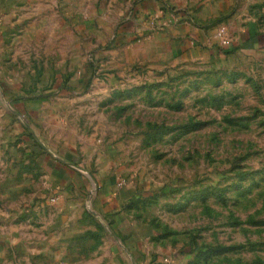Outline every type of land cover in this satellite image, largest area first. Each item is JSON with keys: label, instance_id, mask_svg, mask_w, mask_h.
<instances>
[{"label": "rangeland", "instance_id": "1", "mask_svg": "<svg viewBox=\"0 0 264 264\" xmlns=\"http://www.w3.org/2000/svg\"><path fill=\"white\" fill-rule=\"evenodd\" d=\"M142 1L47 0L0 50V264H264V43Z\"/></svg>", "mask_w": 264, "mask_h": 264}, {"label": "crops", "instance_id": "2", "mask_svg": "<svg viewBox=\"0 0 264 264\" xmlns=\"http://www.w3.org/2000/svg\"><path fill=\"white\" fill-rule=\"evenodd\" d=\"M46 1L47 0H0V50H2L5 43H9L11 40L10 38L16 30H20L18 32L23 35L30 32L36 33L39 31L37 29H39L42 24H46V12L43 11L42 5L46 3ZM263 1L264 0H208L203 8H200L201 11L197 15V18L202 21L211 19L216 21L220 20V22H222L220 25L226 28L225 36L227 44L225 49L239 51L246 47L252 48L256 46V44L263 45L264 40L262 37L264 36V32L258 29V24L249 14V10L253 5ZM24 2L25 4L22 6ZM29 2L31 4L26 6ZM158 6L159 5L155 2L144 0L139 6L141 7L139 11L141 10L142 14H150L156 11L159 8ZM175 29H178L182 41L177 42L176 39L170 40L169 52L171 53L169 55L171 57L184 58L186 54L192 53L196 55L204 52L209 55L216 53L215 46L213 48L201 50L192 46L191 42L188 41L195 38L207 44L209 40L211 41L212 38L210 37L213 33L208 27L203 26L201 29L204 30L191 26H183V28L173 27L170 31L174 35ZM157 37L158 36L155 38L156 46L153 51H151V55H155V53L152 52L159 51V48H157L159 42Z\"/></svg>", "mask_w": 264, "mask_h": 264}, {"label": "trees", "instance_id": "3", "mask_svg": "<svg viewBox=\"0 0 264 264\" xmlns=\"http://www.w3.org/2000/svg\"><path fill=\"white\" fill-rule=\"evenodd\" d=\"M218 51L221 52L222 54L230 55L234 53L236 50L219 49Z\"/></svg>", "mask_w": 264, "mask_h": 264}, {"label": "built area", "instance_id": "4", "mask_svg": "<svg viewBox=\"0 0 264 264\" xmlns=\"http://www.w3.org/2000/svg\"><path fill=\"white\" fill-rule=\"evenodd\" d=\"M223 34H224V32H223V31H220V32H218V33H217V37H219V38H220V37H222V36H223Z\"/></svg>", "mask_w": 264, "mask_h": 264}]
</instances>
